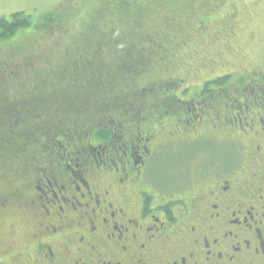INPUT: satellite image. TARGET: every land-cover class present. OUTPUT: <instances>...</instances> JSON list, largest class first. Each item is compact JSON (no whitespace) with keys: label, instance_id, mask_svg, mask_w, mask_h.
Segmentation results:
<instances>
[{"label":"flooded vegetation","instance_id":"1","mask_svg":"<svg viewBox=\"0 0 264 264\" xmlns=\"http://www.w3.org/2000/svg\"><path fill=\"white\" fill-rule=\"evenodd\" d=\"M254 76L236 90L221 77L202 84L201 96L222 94L210 103L167 106L198 133L154 134L155 106L141 103L90 126L81 145L69 130L74 146L55 139L48 160L0 153V264H264V74Z\"/></svg>","mask_w":264,"mask_h":264},{"label":"rangeland","instance_id":"2","mask_svg":"<svg viewBox=\"0 0 264 264\" xmlns=\"http://www.w3.org/2000/svg\"><path fill=\"white\" fill-rule=\"evenodd\" d=\"M15 13L31 25L0 41V116L17 121L0 120L4 159L6 151H47L41 161L48 160L55 139L74 146L69 130L81 134V145L90 126L103 127L120 112L136 116L141 103L155 106L154 134L162 127L198 133L167 106H179L178 97L210 103L222 94L201 96L200 86L220 77L236 90L264 74V0H0V18ZM208 141L224 151L239 147Z\"/></svg>","mask_w":264,"mask_h":264},{"label":"trees","instance_id":"3","mask_svg":"<svg viewBox=\"0 0 264 264\" xmlns=\"http://www.w3.org/2000/svg\"><path fill=\"white\" fill-rule=\"evenodd\" d=\"M31 25L30 18L23 13H15L10 21L0 18V41L12 37L18 30L28 28ZM1 124H17V121H10L8 118L0 116Z\"/></svg>","mask_w":264,"mask_h":264}]
</instances>
